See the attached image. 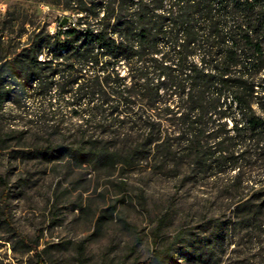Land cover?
<instances>
[{
	"label": "trees",
	"instance_id": "obj_1",
	"mask_svg": "<svg viewBox=\"0 0 264 264\" xmlns=\"http://www.w3.org/2000/svg\"><path fill=\"white\" fill-rule=\"evenodd\" d=\"M52 3L73 15L54 32L0 22V153L221 183L235 216H260L264 0Z\"/></svg>",
	"mask_w": 264,
	"mask_h": 264
},
{
	"label": "rangeland",
	"instance_id": "obj_2",
	"mask_svg": "<svg viewBox=\"0 0 264 264\" xmlns=\"http://www.w3.org/2000/svg\"><path fill=\"white\" fill-rule=\"evenodd\" d=\"M53 1L0 0V22L19 15L15 28L30 29L34 19L54 32L73 15ZM1 179L0 264H264V208L235 216L221 183L182 187L142 165L95 169L68 157L7 153ZM242 185L243 194L256 186ZM251 206L258 203L239 210Z\"/></svg>",
	"mask_w": 264,
	"mask_h": 264
},
{
	"label": "water",
	"instance_id": "obj_3",
	"mask_svg": "<svg viewBox=\"0 0 264 264\" xmlns=\"http://www.w3.org/2000/svg\"><path fill=\"white\" fill-rule=\"evenodd\" d=\"M67 24H68V18H66V17L61 19L60 22H59L60 26H65Z\"/></svg>",
	"mask_w": 264,
	"mask_h": 264
}]
</instances>
